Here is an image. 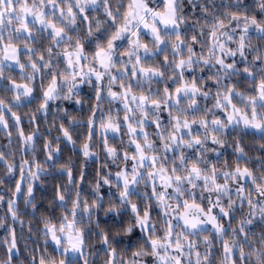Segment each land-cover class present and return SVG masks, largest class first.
<instances>
[{
    "label": "clouds",
    "instance_id": "9594fccd",
    "mask_svg": "<svg viewBox=\"0 0 264 264\" xmlns=\"http://www.w3.org/2000/svg\"><path fill=\"white\" fill-rule=\"evenodd\" d=\"M0 264H264V0H0Z\"/></svg>",
    "mask_w": 264,
    "mask_h": 264
}]
</instances>
